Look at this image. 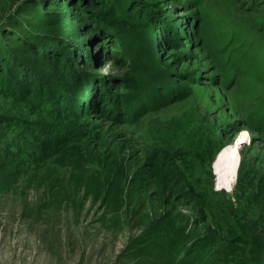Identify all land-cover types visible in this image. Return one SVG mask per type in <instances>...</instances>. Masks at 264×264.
I'll list each match as a JSON object with an SVG mask.
<instances>
[{"label": "rangeland", "instance_id": "obj_1", "mask_svg": "<svg viewBox=\"0 0 264 264\" xmlns=\"http://www.w3.org/2000/svg\"><path fill=\"white\" fill-rule=\"evenodd\" d=\"M74 1L0 0V28L23 24L0 32V264H264V0H92L111 32H84ZM116 159L151 200L210 178L256 232L160 242L158 212L94 193Z\"/></svg>", "mask_w": 264, "mask_h": 264}, {"label": "trees", "instance_id": "obj_2", "mask_svg": "<svg viewBox=\"0 0 264 264\" xmlns=\"http://www.w3.org/2000/svg\"><path fill=\"white\" fill-rule=\"evenodd\" d=\"M79 2L80 0H77L70 2L68 5L74 7L79 13L80 19L83 22L84 32L94 31L98 27L111 32L109 25L106 23L99 24L97 15L93 11L90 12L87 4L92 2V0H87L85 3ZM36 5L38 6V4ZM14 16L13 14L9 15L6 25L0 28V32H4L5 28L9 27L7 25H13L12 27L14 29L16 26L23 25L18 23L17 19H14ZM28 29L29 27L27 25ZM15 35L16 40L21 39L18 34ZM12 46L18 53H22L20 51L22 47H17L16 43ZM60 53H62L61 49L54 54L60 56ZM52 58L50 60L55 59V57ZM59 61L58 59L55 62L56 69H58ZM3 75L5 79L7 75ZM105 79L106 76L102 77V81ZM19 82L22 86H28L26 88H31L34 85V81L21 80ZM56 112L57 114L62 113L60 109H57ZM105 168L108 170V173L103 179V182L97 188H94V193L99 191V196H102V202L107 203V206H109L108 202H113L115 205H124L125 209L132 207L135 212L139 213L147 208H151L153 212H158L159 215L154 220L155 227L158 231L155 238L160 242H167L172 248L178 247L181 244L185 249L188 247V252L191 251L190 253L195 251L201 252V249L206 248L220 234L218 224L228 223L230 219H233L237 223L238 229L242 233L245 231L242 227L243 225L248 226L251 235L257 230L255 228L257 220L253 217L254 214L249 213V216L243 215L239 211L241 202L237 201L236 196L232 200V197L228 196L222 190H213L210 178H206L203 181H198L197 179L184 181L167 179L157 181L154 184V191L150 194L152 195L154 193L160 196V198H156V202V200L148 198L146 188L138 184L140 179H138L136 170L131 175L129 174L128 168L120 170L121 166L117 159L115 162H110L109 166H105ZM187 169L190 174L195 173L194 167ZM226 174L228 172L225 167L221 168L219 174H217V183L225 185L223 176ZM127 200L129 201L128 203L125 202ZM179 205L185 206L190 213L188 215L182 214L178 211ZM216 212H219V214H216ZM215 215H218V217ZM149 228H153V223L147 227V230Z\"/></svg>", "mask_w": 264, "mask_h": 264}]
</instances>
